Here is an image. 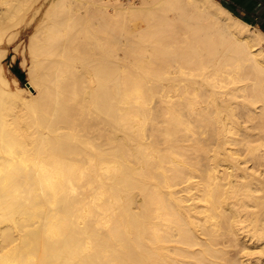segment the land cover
Listing matches in <instances>:
<instances>
[{"label": "bare ground", "instance_id": "bare-ground-1", "mask_svg": "<svg viewBox=\"0 0 264 264\" xmlns=\"http://www.w3.org/2000/svg\"><path fill=\"white\" fill-rule=\"evenodd\" d=\"M37 17L0 264H264V34L217 0H0V61Z\"/></svg>", "mask_w": 264, "mask_h": 264}, {"label": "rangeland", "instance_id": "rangeland-1", "mask_svg": "<svg viewBox=\"0 0 264 264\" xmlns=\"http://www.w3.org/2000/svg\"><path fill=\"white\" fill-rule=\"evenodd\" d=\"M40 1H43V0H40ZM124 1H127V0H124ZM133 1L138 2V0H133ZM38 17H37V20L34 19V21L30 22L29 24H25V22H23L19 25L9 26L10 29L9 28L7 29V31L4 34V37L8 36L13 39H11L9 43H5V40H4L1 44L3 51L5 50V55L1 58V61H0L3 74L5 75V77L7 78L9 82L10 90L16 92L17 95L15 98L4 97V96L0 97V111H3L5 109L7 112L8 110L7 113L12 112V114L16 117L22 116V114L24 115V112L27 108V105L24 102L28 101L29 99L28 93L31 94V96L36 95V91L30 87H29L30 92L27 93L26 91L28 90L26 89V87L29 86L27 83L30 81L29 74L27 72V68L30 64V58L27 52V46L29 42V37L34 32L33 30H35V27H36L35 23H37L39 19ZM141 23H142L141 19L136 18L132 22V27L136 29L137 27L141 25ZM13 33L14 34L16 33V34L13 35ZM10 34H12L13 36H11ZM121 53L120 55H122ZM17 69H19L20 73L23 75L22 82L18 80L15 74ZM13 79H17V83H15ZM19 87H23L24 89L20 90ZM6 112L3 111V113H6ZM13 115H10V116H13ZM8 118H11V117H8Z\"/></svg>", "mask_w": 264, "mask_h": 264}, {"label": "crops", "instance_id": "crops-1", "mask_svg": "<svg viewBox=\"0 0 264 264\" xmlns=\"http://www.w3.org/2000/svg\"><path fill=\"white\" fill-rule=\"evenodd\" d=\"M234 16L264 34V0H217Z\"/></svg>", "mask_w": 264, "mask_h": 264}, {"label": "trees", "instance_id": "trees-1", "mask_svg": "<svg viewBox=\"0 0 264 264\" xmlns=\"http://www.w3.org/2000/svg\"><path fill=\"white\" fill-rule=\"evenodd\" d=\"M15 74H16L18 80H20L22 82L23 81V75L20 73L19 69L16 70Z\"/></svg>", "mask_w": 264, "mask_h": 264}]
</instances>
